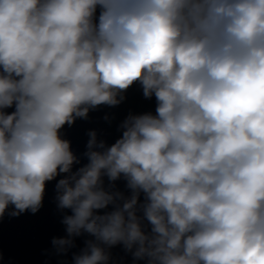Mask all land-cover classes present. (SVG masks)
Here are the masks:
<instances>
[{"label": "clouds", "instance_id": "9594fccd", "mask_svg": "<svg viewBox=\"0 0 264 264\" xmlns=\"http://www.w3.org/2000/svg\"><path fill=\"white\" fill-rule=\"evenodd\" d=\"M134 84L82 163L61 130ZM57 177L71 264H264V0H0V218Z\"/></svg>", "mask_w": 264, "mask_h": 264}]
</instances>
